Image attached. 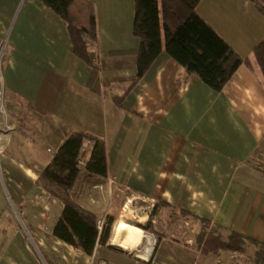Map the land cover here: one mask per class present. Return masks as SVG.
I'll use <instances>...</instances> for the list:
<instances>
[{
  "label": "crops",
  "instance_id": "obj_1",
  "mask_svg": "<svg viewBox=\"0 0 264 264\" xmlns=\"http://www.w3.org/2000/svg\"><path fill=\"white\" fill-rule=\"evenodd\" d=\"M87 1L95 16L96 42L89 46L99 64L95 78L49 8L0 0L12 127L0 133L8 264H234L235 251L214 239L237 233L264 245V84L244 62L264 39V17L249 0H199L197 15L243 61L215 92L164 52L136 80L134 55L107 54L139 47L133 1ZM75 132L105 149L106 176L81 171L71 191L98 220H112L109 239L91 255L53 235L62 203L38 180ZM92 144L82 141L84 159ZM120 219L140 230L135 248L112 243ZM199 220L216 233L199 241Z\"/></svg>",
  "mask_w": 264,
  "mask_h": 264
},
{
  "label": "trees",
  "instance_id": "obj_2",
  "mask_svg": "<svg viewBox=\"0 0 264 264\" xmlns=\"http://www.w3.org/2000/svg\"><path fill=\"white\" fill-rule=\"evenodd\" d=\"M55 13L68 31L72 53L91 68V78L99 72L96 53L90 49L96 42L94 8L87 0H37ZM134 16L132 34L139 39V47L132 51H111V56L134 55L136 75L139 79L157 56L164 52L182 66L187 74L197 76L201 82L219 92L242 59L201 19L195 8L199 0H132ZM264 17V0H249ZM264 84V39L253 49L249 61L245 60ZM3 63V55L1 57ZM133 84V83H132ZM119 104V100L117 101ZM93 142L90 154L82 165V141ZM83 171L89 176L105 177V149L101 141L75 132L58 147L50 162L41 170L38 180L45 189L62 203V211L53 228L60 241L91 255L96 244L107 242L112 220L106 218L100 230L97 217L80 207L71 197V191ZM206 227L207 222L199 220ZM213 235V232L211 233ZM204 239V232L197 234ZM217 240L219 247L241 251L247 243L254 249L253 262L262 264L264 245L230 233L225 241Z\"/></svg>",
  "mask_w": 264,
  "mask_h": 264
},
{
  "label": "rangeland",
  "instance_id": "obj_3",
  "mask_svg": "<svg viewBox=\"0 0 264 264\" xmlns=\"http://www.w3.org/2000/svg\"><path fill=\"white\" fill-rule=\"evenodd\" d=\"M2 45H0L1 47ZM2 67V65H1ZM6 105V104H5ZM6 108V106H5ZM7 110V109H6ZM83 147V146H82ZM87 153V148H84V150H82V154H81V161L79 162V165H82V162L84 161V157ZM10 218H12L13 220L16 219L18 217L17 214L15 213H11L10 215ZM16 217V218H15ZM19 218V217H18ZM198 223V232H204V236L206 235H211V233L213 232V235L216 233L215 230H213L212 227H209V225H205L206 227H203V223L197 221ZM8 227H1L0 226V264H8V259H9V253H5L4 250L2 249V247H7V245H9V241L7 240V238L10 236L9 232H8ZM189 229V227H188ZM215 231V232H214ZM195 235V233H194ZM239 253L242 254V256L245 258V259H249L251 261H253V254H254V249L252 247H249L247 245V243H245L243 246H242V250L241 251H238Z\"/></svg>",
  "mask_w": 264,
  "mask_h": 264
},
{
  "label": "bare ground",
  "instance_id": "obj_4",
  "mask_svg": "<svg viewBox=\"0 0 264 264\" xmlns=\"http://www.w3.org/2000/svg\"><path fill=\"white\" fill-rule=\"evenodd\" d=\"M139 240V229L134 227L132 224H129L125 219H120L117 221L113 229L112 243L117 245V247L119 246L126 249L132 248L134 246L136 247V244L139 242Z\"/></svg>",
  "mask_w": 264,
  "mask_h": 264
},
{
  "label": "built area",
  "instance_id": "obj_5",
  "mask_svg": "<svg viewBox=\"0 0 264 264\" xmlns=\"http://www.w3.org/2000/svg\"><path fill=\"white\" fill-rule=\"evenodd\" d=\"M4 45L0 47V133H7L9 132L12 127L9 124L8 114L5 108V98H4V87H3V80L1 74V57L3 55ZM85 147H82L81 150H84ZM103 225V220L97 221V228L98 230L101 229ZM232 259L234 260V264H255L253 261L249 259H245L241 253L235 251L232 253Z\"/></svg>",
  "mask_w": 264,
  "mask_h": 264
}]
</instances>
